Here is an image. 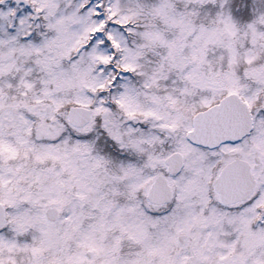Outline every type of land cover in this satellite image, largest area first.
I'll return each instance as SVG.
<instances>
[{"label": "snow or ice", "instance_id": "snow-or-ice-1", "mask_svg": "<svg viewBox=\"0 0 264 264\" xmlns=\"http://www.w3.org/2000/svg\"><path fill=\"white\" fill-rule=\"evenodd\" d=\"M0 264H264V0H0Z\"/></svg>", "mask_w": 264, "mask_h": 264}]
</instances>
